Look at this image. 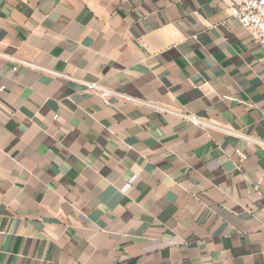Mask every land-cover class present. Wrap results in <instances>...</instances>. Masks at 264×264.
Wrapping results in <instances>:
<instances>
[{"label":"crops","instance_id":"0c3cea01","mask_svg":"<svg viewBox=\"0 0 264 264\" xmlns=\"http://www.w3.org/2000/svg\"><path fill=\"white\" fill-rule=\"evenodd\" d=\"M234 0H0V264H264V50ZM241 150L246 160H240Z\"/></svg>","mask_w":264,"mask_h":264},{"label":"built area","instance_id":"2783aa9c","mask_svg":"<svg viewBox=\"0 0 264 264\" xmlns=\"http://www.w3.org/2000/svg\"><path fill=\"white\" fill-rule=\"evenodd\" d=\"M235 5L230 9L229 17L236 19L239 24L251 33L253 39L263 48L264 50V0H234ZM7 60L14 64L12 71L16 72L20 65L33 66L27 62L14 58L8 54L0 53V60ZM81 84L87 92L95 93L99 96L102 103L106 106L111 104L112 98H117L120 100H125L147 106L151 109L177 116L183 120L190 122L192 125L202 128H213L219 130L225 134L236 136L240 139L261 145L264 147V141L255 137L247 136L242 132L231 130L208 121L199 119L193 114H183L173 112L167 108L159 106L157 104H152L149 102H144L137 100L120 92L108 89L102 86L99 82H83L77 81ZM6 87L4 85L0 86V92H4ZM236 153L240 160H246L245 154L241 150H236Z\"/></svg>","mask_w":264,"mask_h":264}]
</instances>
